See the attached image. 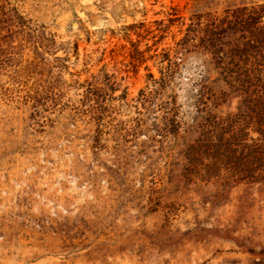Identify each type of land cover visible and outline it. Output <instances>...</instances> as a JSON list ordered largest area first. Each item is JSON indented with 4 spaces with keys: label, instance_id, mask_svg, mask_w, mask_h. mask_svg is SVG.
<instances>
[{
    "label": "rangeland",
    "instance_id": "374dc122",
    "mask_svg": "<svg viewBox=\"0 0 264 264\" xmlns=\"http://www.w3.org/2000/svg\"><path fill=\"white\" fill-rule=\"evenodd\" d=\"M0 1L61 45L27 72L26 43L0 70V264H264L263 133L250 123L236 163L202 147L205 117L250 108L176 43L198 14L264 0ZM103 73L126 97L99 107L84 89Z\"/></svg>",
    "mask_w": 264,
    "mask_h": 264
},
{
    "label": "trees",
    "instance_id": "16d2710c",
    "mask_svg": "<svg viewBox=\"0 0 264 264\" xmlns=\"http://www.w3.org/2000/svg\"><path fill=\"white\" fill-rule=\"evenodd\" d=\"M238 32L243 35L242 38L247 35L257 37L258 42L240 38L241 40L238 39L237 43L232 45L231 36ZM18 37L20 39L15 43ZM26 43H30L33 51L32 58L28 59L24 67L27 72L44 63L47 59L45 53L53 54L61 47L56 43L53 34L39 26L31 25L30 20L18 14L14 7H7L0 1V70L8 59L13 58L8 54L11 52L17 54ZM176 43L192 45L196 51L210 53L211 58L215 59L213 67L220 74L217 80H224L230 85L231 91L241 97L239 107L246 104L250 108V111L241 113L242 115L238 117L237 114L240 113H227L220 117L211 113L202 122L204 134L202 147L223 162L236 163L238 159L236 153L242 154L250 147L244 136L252 121L258 123L259 130L263 133V137L259 139L264 141V93L257 96L249 93L253 82H264V2L238 6L232 10V14H198L186 25L183 36ZM236 54L243 58L242 63L235 60ZM10 76L13 77L12 74ZM93 78L100 85L95 88L86 87L85 99H95L94 101L101 107L99 101L105 96L106 91H109L111 97H126L125 89L113 95L118 89V83L112 75L103 73L93 75ZM40 93L39 86H31L27 90V94H31L29 96L35 99V103L39 101ZM213 103L215 107L220 105V102ZM241 117L244 118V122L237 126L238 118Z\"/></svg>",
    "mask_w": 264,
    "mask_h": 264
}]
</instances>
